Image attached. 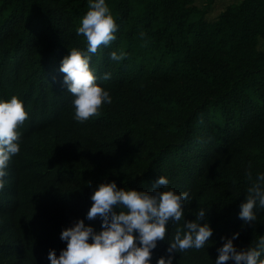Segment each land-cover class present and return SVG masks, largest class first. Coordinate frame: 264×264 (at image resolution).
Returning a JSON list of instances; mask_svg holds the SVG:
<instances>
[{
  "label": "trees",
  "instance_id": "trees-1",
  "mask_svg": "<svg viewBox=\"0 0 264 264\" xmlns=\"http://www.w3.org/2000/svg\"><path fill=\"white\" fill-rule=\"evenodd\" d=\"M195 1L106 0L119 30L92 64L98 77L111 72L97 82L112 102L78 122L59 66L69 47L86 46L76 28L88 0H0V98L17 95L28 112L0 189V264H50L79 218L99 230L86 213L111 180L151 191L165 175L192 197L186 219L208 209L210 241L174 264H214L220 238L236 231L238 247L264 235V210L243 228L238 217L246 169L264 172V0H241L214 20L216 0ZM113 50L126 56L111 61ZM182 224L170 223L166 239ZM166 248L158 242L153 264Z\"/></svg>",
  "mask_w": 264,
  "mask_h": 264
},
{
  "label": "clouds",
  "instance_id": "clouds-1",
  "mask_svg": "<svg viewBox=\"0 0 264 264\" xmlns=\"http://www.w3.org/2000/svg\"><path fill=\"white\" fill-rule=\"evenodd\" d=\"M119 24L106 0H88L87 11L81 17L76 35H83L86 46L69 47L59 66L63 73V85L73 95L71 104L74 119L84 122L98 114L100 106L110 104L112 97L98 79L108 80L111 72L97 76L98 69L92 58L101 46L117 39ZM143 37L145 33L140 32ZM124 51H111L109 59L121 61ZM28 116L24 101L17 95L0 98V189L8 176L10 159L20 152V125ZM249 186L240 203L238 217L243 221L241 228L257 220V213L264 210V172L253 175L251 165L246 169ZM92 204L86 213L91 221L99 218L100 229L79 218L64 228L60 239L66 242L59 255L55 249L48 252L50 264H153V251L158 242L167 241L165 254L155 264H174L176 254L187 249H202L213 235V227L206 219L207 208L199 207L195 219L185 218V206L192 197L188 191L177 192L169 187V179L160 175L151 191L118 187L115 180L100 183L90 197ZM188 211H193L188 209ZM183 222L174 236L166 239L170 223ZM240 232L222 236L223 243L216 249L214 264H264V235L245 247L234 241Z\"/></svg>",
  "mask_w": 264,
  "mask_h": 264
},
{
  "label": "rangeland",
  "instance_id": "rangeland-1",
  "mask_svg": "<svg viewBox=\"0 0 264 264\" xmlns=\"http://www.w3.org/2000/svg\"><path fill=\"white\" fill-rule=\"evenodd\" d=\"M240 1L241 0H216L212 10L208 14V18L211 20L216 19L219 16V14L222 13L223 11H225V9L228 6H230L231 4L238 3ZM195 4L198 7H203L204 6V0H196ZM261 49L264 50V47H261Z\"/></svg>",
  "mask_w": 264,
  "mask_h": 264
}]
</instances>
